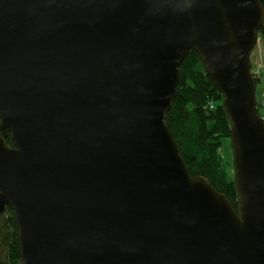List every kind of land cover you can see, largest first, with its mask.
Here are the masks:
<instances>
[{
    "label": "water",
    "instance_id": "obj_1",
    "mask_svg": "<svg viewBox=\"0 0 264 264\" xmlns=\"http://www.w3.org/2000/svg\"><path fill=\"white\" fill-rule=\"evenodd\" d=\"M263 26L260 0H0V213L19 264H264ZM192 50L225 98L237 209L166 124Z\"/></svg>",
    "mask_w": 264,
    "mask_h": 264
},
{
    "label": "trees",
    "instance_id": "obj_2",
    "mask_svg": "<svg viewBox=\"0 0 264 264\" xmlns=\"http://www.w3.org/2000/svg\"><path fill=\"white\" fill-rule=\"evenodd\" d=\"M260 2L264 8V0ZM259 36L264 39V26ZM256 82L259 83L258 77ZM261 99L258 100L260 109ZM224 100L206 73L199 55L192 50L180 67L177 95L167 113L166 124L178 141L190 174L209 180L237 209L235 178L230 175L222 155L223 139L231 138V124ZM7 142L14 146L11 134ZM20 256L17 220L14 209L8 206L5 212L0 213V264H19Z\"/></svg>",
    "mask_w": 264,
    "mask_h": 264
},
{
    "label": "rangeland",
    "instance_id": "obj_3",
    "mask_svg": "<svg viewBox=\"0 0 264 264\" xmlns=\"http://www.w3.org/2000/svg\"><path fill=\"white\" fill-rule=\"evenodd\" d=\"M259 39H262V37L261 36L258 37L257 45L259 43ZM257 45H256L255 49L259 47V45L258 46ZM255 49L251 53V65H252L253 73L260 80V73H261V69L260 68L261 67L258 65V61H257V58H256L257 55H256V50ZM263 97H264V93L262 94V98ZM260 100H262V99H260ZM260 114L264 118V108L260 109ZM222 153H223L222 155H223L224 163L226 164L230 175H232L235 178L234 155H233V147H232L231 138L223 139Z\"/></svg>",
    "mask_w": 264,
    "mask_h": 264
},
{
    "label": "crops",
    "instance_id": "obj_4",
    "mask_svg": "<svg viewBox=\"0 0 264 264\" xmlns=\"http://www.w3.org/2000/svg\"><path fill=\"white\" fill-rule=\"evenodd\" d=\"M258 45L259 47L254 49L256 50L258 65L261 67L259 85L257 84V100H260L264 93V39H259Z\"/></svg>",
    "mask_w": 264,
    "mask_h": 264
},
{
    "label": "built area",
    "instance_id": "obj_5",
    "mask_svg": "<svg viewBox=\"0 0 264 264\" xmlns=\"http://www.w3.org/2000/svg\"><path fill=\"white\" fill-rule=\"evenodd\" d=\"M261 107L264 108V97H263V101L261 102Z\"/></svg>",
    "mask_w": 264,
    "mask_h": 264
}]
</instances>
